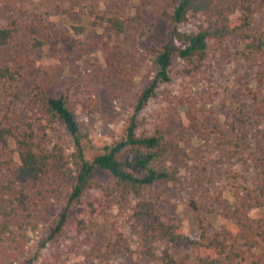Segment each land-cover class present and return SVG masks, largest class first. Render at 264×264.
<instances>
[{
    "label": "rangeland",
    "instance_id": "374dc122",
    "mask_svg": "<svg viewBox=\"0 0 264 264\" xmlns=\"http://www.w3.org/2000/svg\"><path fill=\"white\" fill-rule=\"evenodd\" d=\"M170 2L0 0V27L7 26L8 16L21 27L16 45L0 52V64L20 72L14 83H0V121L21 131L31 128L36 141L48 148L58 143L70 156L74 146L63 125L49 124L42 106L31 102L41 87L49 98H65L87 160L124 140L137 99L155 76L153 60L168 40L164 13L171 11ZM97 15L120 18L125 31L106 30ZM240 17L236 13L232 22ZM249 32L264 33V5L251 15ZM33 39L41 46L33 47ZM243 47L240 38L209 42L206 58L195 66L175 59L170 81L159 84L137 117L138 134L158 130L167 141L164 162L176 178L154 190L162 192L163 208L185 235L197 234L199 226L209 234L230 233L234 226L223 217L224 208L243 203L247 194L264 200V165L255 163L264 156V53L249 69L240 58ZM2 161L0 184H6L19 165L13 143ZM91 181L107 185L110 177L98 172ZM68 191L63 187L45 198L39 217L22 230L23 243L4 245L7 253L0 261L15 258L14 264H25L35 256L31 264H151L137 255L138 240L120 212L115 207L101 211L95 189L72 208L77 220L97 224L95 230L78 233L70 223L61 238L49 242ZM245 206L252 218L264 214L252 201ZM118 232L131 252L113 246Z\"/></svg>",
    "mask_w": 264,
    "mask_h": 264
},
{
    "label": "trees",
    "instance_id": "16d2710c",
    "mask_svg": "<svg viewBox=\"0 0 264 264\" xmlns=\"http://www.w3.org/2000/svg\"><path fill=\"white\" fill-rule=\"evenodd\" d=\"M263 5L264 0H171V11L164 13L168 40L153 60L155 76L137 99L125 138L92 160L84 156L79 126L65 98H49L41 87H36L31 102L42 106L49 124L63 125L74 146L70 156L58 143L48 148L36 141L31 128L21 131L16 125L0 121V171L4 165L2 152L9 143L16 146L19 158V165L11 170L7 183L0 184V256L7 253L4 245L23 243L22 230L39 217L45 198L67 187V204L55 220L47 238L49 242L61 238L70 223H75L78 233L95 230L97 224L87 226L72 212L75 205H82L87 192L95 189L101 194V211L115 207L120 212L129 233L138 240L137 255L151 264H264V214L252 218L245 206L252 201L254 208L264 209V200L247 194L243 203L233 209L224 208L223 217L234 226L230 233L209 234L199 226L197 234L185 235L178 219L163 208L162 192L154 190L155 186L176 178V172L164 162L169 151L167 141L158 130L151 135L138 134L137 120L159 84L170 81L174 60L195 66V61L206 58L209 42L220 44L240 38L244 43L240 58L249 69L254 68L264 53V33L249 32L250 18ZM236 13L241 17L233 23ZM96 19L115 35L125 31V23L118 17L97 15ZM185 27L191 29H181ZM20 31L17 19L8 16L7 26L0 27V52L16 45ZM32 41L33 47L41 46V42ZM19 76L16 68L0 64V83L12 84ZM255 163L263 166L264 156L256 158ZM98 172L108 174L107 185L91 181ZM113 246L131 252L120 232L116 233ZM160 246L163 248L157 250ZM35 259L34 256L25 264ZM14 262L12 258L0 264Z\"/></svg>",
    "mask_w": 264,
    "mask_h": 264
}]
</instances>
